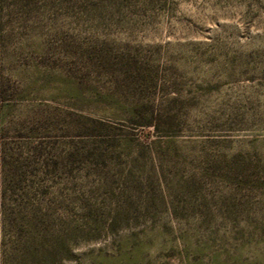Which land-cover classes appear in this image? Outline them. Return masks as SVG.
I'll list each match as a JSON object with an SVG mask.
<instances>
[{
    "label": "rangeland",
    "instance_id": "rangeland-1",
    "mask_svg": "<svg viewBox=\"0 0 264 264\" xmlns=\"http://www.w3.org/2000/svg\"><path fill=\"white\" fill-rule=\"evenodd\" d=\"M73 3L0 104V158L71 154L59 264H264V0Z\"/></svg>",
    "mask_w": 264,
    "mask_h": 264
},
{
    "label": "trees",
    "instance_id": "trees-1",
    "mask_svg": "<svg viewBox=\"0 0 264 264\" xmlns=\"http://www.w3.org/2000/svg\"><path fill=\"white\" fill-rule=\"evenodd\" d=\"M73 0H0V104L8 95L13 63L22 59L19 44L30 49V63L43 67L42 76L52 81L65 54L68 36L64 19ZM9 65L12 68L9 69ZM7 66V68H6ZM49 150L40 175L34 170L36 155L12 157L3 150L0 161V224L8 238L0 240V264H59L70 252L69 235L78 231L67 219L62 174L71 154ZM60 179V180H59Z\"/></svg>",
    "mask_w": 264,
    "mask_h": 264
}]
</instances>
